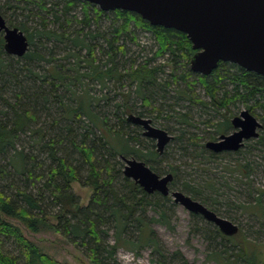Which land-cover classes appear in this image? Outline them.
I'll return each instance as SVG.
<instances>
[{
  "label": "trees",
  "instance_id": "obj_1",
  "mask_svg": "<svg viewBox=\"0 0 264 264\" xmlns=\"http://www.w3.org/2000/svg\"><path fill=\"white\" fill-rule=\"evenodd\" d=\"M0 14L9 27L19 28L29 41L28 52L21 58H14L5 51V41L0 35V264H59L30 241L22 226L35 234L53 230L64 235L84 248L93 264H102L104 253L108 254L105 259H113L119 247L131 250L144 245L158 247L148 222L142 213L136 216V212L153 205L160 210L158 222L167 223L163 207L171 198L159 193L147 194L124 175L118 158L142 161L158 172L161 170L153 163L163 153L154 150L153 140H149L151 149L143 147L137 139L142 128L128 121L129 113L133 111L128 106L130 94H122L123 103L114 112L116 122L110 124L109 118L98 111L101 99L91 97L88 88L78 93L73 89L77 83L95 81L105 88L106 81L121 83L128 79L129 84H136V91L146 106L163 114L168 111L171 116L177 113L178 103L184 101L190 103V108L195 106L204 112L209 108L216 113L225 110L221 113L223 120L217 123L214 135L209 137L212 141L231 130L229 106L236 103L256 114L263 122L261 130L264 131V76L224 62H220L207 77L192 72L190 61L196 52L184 33L154 27L132 12H105L83 0H0ZM20 17L24 19L20 21ZM104 21H110L105 29ZM25 22H35L38 27L30 32ZM139 31L151 33L158 45L154 56L140 64L137 62L141 55L128 57L132 50L127 45L140 46ZM36 38H39L38 42L45 40L46 44L53 42L70 48L66 57L77 59L75 75L65 74L56 64H51L45 73L35 72L33 68L41 62H52L55 53L53 48L47 53L42 50L43 45L39 47L34 42ZM83 50L86 51L84 59L80 56ZM98 54L106 56L107 62H98ZM167 54L177 74L158 83V72L163 69L151 64ZM124 60L130 61V68L122 73L118 66L125 67ZM181 62L184 69L178 75ZM80 68L86 71L81 72ZM193 77L196 80L191 79ZM198 84L205 89L209 102L200 97ZM172 86H176V92L181 95L175 102L170 92ZM221 91L223 95L219 96ZM171 101L173 104L168 103ZM137 115L145 118L143 111ZM41 116L48 119L45 127H39ZM179 117V122L188 127L189 115L185 113ZM198 140L185 129L172 142L178 144L176 151L186 158L193 156L195 159V156L203 157L208 153L206 159L213 160L222 155L207 150L206 143L199 146ZM256 143L264 147V136ZM176 169L171 165L165 171L174 176L171 192H174L171 187L178 177ZM82 170L87 171L84 181ZM237 170L243 178L253 172L250 163H238ZM120 177L132 194V200H127L123 191L116 190L115 182ZM74 182L93 189L87 206H82L74 195ZM250 183L244 184L250 186ZM183 187V193L217 213L213 205L199 198L192 186L184 183ZM251 194L254 196L251 202L237 207L243 214L253 215L263 223L264 189L251 187ZM213 203L217 201L213 200ZM119 204L124 210L118 208ZM53 219L55 223H52ZM113 220L116 243L108 249L103 245L106 232L101 227ZM128 226L135 227L139 233L135 241L126 237ZM210 233L237 248L229 253L223 251L222 255H227L219 256L228 264H263L253 256L256 248L252 250L246 245L247 241L254 242L249 241L240 228L235 237L223 235L218 228ZM236 238L239 241L234 244ZM6 245L14 251L6 250Z\"/></svg>",
  "mask_w": 264,
  "mask_h": 264
},
{
  "label": "rangeland",
  "instance_id": "obj_2",
  "mask_svg": "<svg viewBox=\"0 0 264 264\" xmlns=\"http://www.w3.org/2000/svg\"><path fill=\"white\" fill-rule=\"evenodd\" d=\"M78 15H80V13H78ZM19 19L22 21L24 18L20 17ZM109 22L110 21H104V29ZM25 25L30 32L38 27L35 22H25ZM0 35H3V33H0ZM37 39L39 40V38H36L34 39V42L37 43L39 47L43 45L42 50L47 53L48 50H52L53 48L55 53L53 56L54 60H52V62H41L33 68L35 72L45 73L48 69H50L51 64H56L61 66V69L65 72V74H68L69 76L75 75V70L77 69V59L66 57L70 48H65V45L63 44L56 45L53 42L46 44L45 40L38 42ZM138 39L140 41V46H135V44L127 45L131 46L132 50V53H130V56L128 57L136 58L141 55L137 62L140 64L143 63L144 60L154 56V53L158 50V45L152 34L148 32L139 31ZM80 56L82 59L86 58V51L83 50L80 52ZM13 57L17 58L15 56ZM97 57L98 62L101 64L107 62L106 56L98 54ZM124 59L126 60L127 57ZM125 60V67L118 66L122 73H125L130 68V61L125 62ZM81 64L82 66H85V62H82ZM151 65L163 69L160 70L161 72H158V83H163L171 77L170 75L175 74L177 71L175 70L172 59L170 60V56L168 54L163 57L156 58L152 61ZM183 69L184 65L181 62V66L178 67V75L183 72ZM80 71L85 72L86 69L80 68ZM191 79L195 78L193 77ZM85 82H87L88 85H86ZM85 82L77 83L73 89L80 93V90L88 88L91 97L101 99L100 109L98 111H100L102 115L109 118L110 124L116 122L114 112L115 108L123 103L122 94L128 93L130 94L128 106L133 109V111L129 114L137 115L139 111H143L145 118L152 120V125L154 127L167 131L174 139L181 134V130L187 129L189 134H193L195 138L200 139L198 140L199 146L203 143H207L208 141H212L209 137L214 135V131L216 129L215 126L219 121L223 120L221 113L225 112V110H220L219 113H216V110H212L211 108L204 112L201 108H196L195 106L190 108V103L188 101H184L178 103V106L175 107V111L177 113L174 116H171L172 113L170 114L168 111L163 114L161 112L154 111V109L151 110L148 106H146L136 91V84H129L130 82L128 79H124L121 83H117L114 80L106 81L105 88L95 81L88 82L85 80ZM176 88V86H172L170 89V92L174 97L172 101L174 102L176 97L181 96L176 92ZM197 88V92L200 97L209 102L210 100L209 97L206 96L205 89H203V87L199 84L197 85ZM222 95L223 92L221 91L219 96ZM172 101L168 103L173 104ZM124 109L125 107L123 110ZM244 110H247L245 105L236 103L235 105L229 106L228 115L231 117L237 115L239 116ZM185 113L189 115L188 127L179 122L180 114L184 115ZM129 114H127L126 117ZM254 116L258 120L260 119L256 114H254ZM47 121V117L41 116L39 127H45V123ZM260 123L263 124L261 120ZM143 131L144 130L141 129V135H138L137 139L141 142L143 147L149 146L152 149V144L149 142L151 139L145 137L143 135ZM229 132H224L223 134ZM259 133V138L264 136L263 130H260ZM25 139L29 140L28 137ZM258 139L249 141L238 154H233V156L222 154L220 157L213 160L206 159L208 157V153H204L203 157L195 156V159L193 156L186 158L183 153L176 151L175 148L178 144L173 143L171 140L165 148L163 155L156 158L157 162L153 163V165L161 171H153L160 176H164L167 174L165 171H168L171 165L176 167L178 177L176 178V183L174 182V185L171 187L173 188L172 190H179L180 192H183L184 183H188L192 186L197 191L199 198L205 199L209 205H213V208L217 210V213L221 214L220 217L235 223L239 226L243 233L247 234L249 241L254 243L247 241L246 245H250L252 250L253 248L254 250L256 248V252H253V256L264 264V222L260 223L253 215L243 214L237 207L241 203L243 204L253 200L254 196L251 194V187L264 189V147L259 146L256 143ZM153 141L154 150H157V142L155 140ZM191 151L194 150L192 149ZM77 158L81 159L80 156H77ZM118 160L121 161L119 168H121L124 172L126 162L121 158H118ZM238 163H250L253 172L248 178H243V175H241V173L237 170ZM149 166L154 168L152 165ZM81 176L82 181H84L87 176V171L82 170ZM242 181L247 183L251 182L252 184L250 183V186L245 185V182ZM115 183L116 190L123 191L124 195L127 194L125 195L127 196V200L133 199L129 189L124 186L122 177H120ZM72 188L74 195L78 197L81 205L87 206L92 196L93 189L90 186L79 182L72 183ZM170 198L171 200L169 202H165V206L163 207L167 214V223L158 222L159 219H161L160 210L158 207L153 205H148L143 211L138 210L136 212V216L142 213L143 219L146 223L148 222L153 231L152 237L158 244L157 248L152 245H144L135 250L119 247L116 249L113 259H105L108 254L104 253L102 264H228L224 258H220L219 256L223 257L227 255H225V253L222 255L223 251H227L226 253H229L236 251L237 248H233L232 243L230 242H222V239L219 236L215 237L214 234L210 233L217 229L213 223L206 221L201 216L195 217L194 214L187 211L184 207L175 204L171 195ZM213 200H216L217 203L214 204ZM118 208L124 210L123 206H120V204L118 205ZM58 209L59 208L55 211H58ZM54 220L55 219L52 220V223H55ZM113 222L114 220L111 221V224L101 227L102 231L106 232V236H104L105 243H103V245L108 249L116 243ZM22 228L24 230V234L30 239V241L36 244L45 255L54 259L57 263L93 264L84 248L79 247L76 243H72L71 240L65 238L64 235H61L53 230L42 231L35 234L23 226ZM138 235L139 233L135 227H129L126 231L127 239L135 241L138 239ZM238 241L239 239L236 238L233 243H238ZM6 250L13 252L14 248L6 245ZM16 252L18 253V251H15V253ZM249 256H251V253ZM253 256L250 258H253ZM231 259L233 258H230V260Z\"/></svg>",
  "mask_w": 264,
  "mask_h": 264
},
{
  "label": "water",
  "instance_id": "obj_3",
  "mask_svg": "<svg viewBox=\"0 0 264 264\" xmlns=\"http://www.w3.org/2000/svg\"><path fill=\"white\" fill-rule=\"evenodd\" d=\"M102 11H128L139 15L150 25L174 29L184 33L196 52L190 61L192 72L210 76L220 62L264 76V0H83ZM0 33H3L5 51L17 58L29 50V41L23 31L9 27L0 14ZM128 121L141 127L143 135L155 140L162 154L173 137L154 127L152 120L131 114ZM236 129L222 135L217 141H208L206 149L220 154L236 152L245 140L259 137L262 124L248 110L232 120ZM124 175L137 183L147 194L172 196L174 203L194 215L213 223L220 233L233 237L239 226L220 217L202 203L180 191L171 192L174 176H160L144 162L125 159Z\"/></svg>",
  "mask_w": 264,
  "mask_h": 264
},
{
  "label": "flooded vegetation",
  "instance_id": "obj_4",
  "mask_svg": "<svg viewBox=\"0 0 264 264\" xmlns=\"http://www.w3.org/2000/svg\"><path fill=\"white\" fill-rule=\"evenodd\" d=\"M249 111V110H248ZM243 112V111H242ZM241 112V113H242ZM250 112V111H249ZM241 113H240V115H241ZM251 113V112H250ZM251 114H253V113H251ZM239 115V116H240ZM254 115V114H253ZM236 117H238V115L237 116H234V117H232V119H231V132H229V133H226L225 135H228V134H232L236 129L233 127V125H232V120L234 119V118H236ZM259 121V120H258ZM260 122V121H259ZM262 128V127H261ZM261 130V129H260ZM259 130V131H260ZM224 135V134H223ZM222 136V135H221ZM220 136V137H221ZM259 136H260V133H259ZM219 137V138H220ZM219 138H218V140H219ZM259 138V137H258ZM258 138H256V139H258ZM251 140H254V139H250V140H245L243 143H244V146L240 149V150H238V151H236V152H223V153H220V154H238V153H240L241 151H242V149L246 146V144L249 142V141H251ZM214 141H217V140H214ZM208 150V149H207ZM211 152V151H210ZM213 153V152H212ZM215 154V153H214ZM220 154H216V155H220Z\"/></svg>",
  "mask_w": 264,
  "mask_h": 264
}]
</instances>
